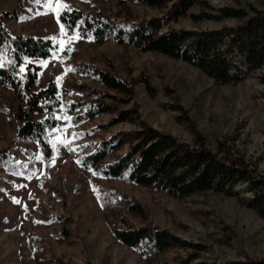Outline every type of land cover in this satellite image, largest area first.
Segmentation results:
<instances>
[{
	"label": "rangeland",
	"instance_id": "rangeland-1",
	"mask_svg": "<svg viewBox=\"0 0 264 264\" xmlns=\"http://www.w3.org/2000/svg\"><path fill=\"white\" fill-rule=\"evenodd\" d=\"M202 1L210 9L193 6L176 16L170 3L151 7L132 0H0V12L16 16L7 21L14 36L49 38L61 52L62 57L35 61L40 66L35 90L52 80L62 103L83 99L79 84L127 99L80 73L82 68L107 71L133 86L132 99L118 108L128 110L135 104L139 115L113 122L116 113L105 114L77 127L57 126L48 132L54 155L45 167L34 144L17 137L19 102L0 81V264H177L195 252L175 248L144 259L113 237L111 228H124L125 223L156 226L203 246L190 264L264 258V218L240 202L251 197L246 185L234 188L236 196L206 192L175 198L122 179L102 178L77 163L82 153L90 152L89 144L139 130L140 121L191 143L185 123L189 119L211 149L219 141L225 143L244 157L257 179L264 178V65L250 69L237 84L218 85L189 64L162 54L113 41L95 44L66 37L55 13L60 4L99 11L117 22L159 19L160 32H165L232 26L235 21L230 19L190 16L220 7L250 4L264 9V0ZM55 115L63 118L59 111ZM129 204H137L143 213L129 214Z\"/></svg>",
	"mask_w": 264,
	"mask_h": 264
},
{
	"label": "trees",
	"instance_id": "trees-1",
	"mask_svg": "<svg viewBox=\"0 0 264 264\" xmlns=\"http://www.w3.org/2000/svg\"><path fill=\"white\" fill-rule=\"evenodd\" d=\"M121 2L123 0H120ZM138 4L161 7L170 3V12L184 16L188 9L209 8L202 0H132ZM210 9V8H209ZM56 20L66 37H77L95 44L113 41L133 46L140 52L162 54L198 69L218 85H234L243 81L250 69L264 65V9L250 4L217 8L214 13L190 14L195 20H234L232 26L213 30L170 29L160 32L159 19L141 24L117 22L99 11L86 12L74 7L56 5ZM16 19L14 12H0V81L13 90L19 102L17 117L20 127L17 137L29 140L37 148L45 167L54 155L48 132L68 124L77 127L93 118L114 114L113 122L138 119L137 106L120 110L119 104L132 99L133 86L125 79L107 72L82 68L80 73L95 79L107 91L78 85L83 99L62 103L57 84L34 89L40 66L37 60L56 57L61 52L49 38L14 36L7 21ZM239 58L240 62L234 60ZM24 69V71H21ZM264 83V76L261 78ZM150 89V86L146 84ZM64 95L68 97L66 90ZM59 111L62 119L55 115ZM192 142L159 131L143 121L140 129L89 144V153H82L77 163L83 170L102 178L122 179L133 185L164 192L175 198H185L206 192L236 196L234 188L246 185L250 198L240 202L264 218V178L257 179L254 169L238 152L223 142L211 149L199 131L185 120ZM126 150L123 151V148ZM14 162V161H13ZM10 160V165L13 164ZM129 214L141 215L137 204L126 206ZM124 228L113 226V237L139 256L148 259L170 249H192L194 254L177 264H190L204 247L180 239L166 229L156 226ZM54 264H64L56 260ZM196 264H264V258L243 257L219 263Z\"/></svg>",
	"mask_w": 264,
	"mask_h": 264
},
{
	"label": "snow or ice",
	"instance_id": "snow-or-ice-1",
	"mask_svg": "<svg viewBox=\"0 0 264 264\" xmlns=\"http://www.w3.org/2000/svg\"><path fill=\"white\" fill-rule=\"evenodd\" d=\"M36 2H39V0H36ZM51 6V5H50ZM21 71H24V69H21ZM23 187V186H22ZM13 202L14 203H17V204H19L20 203V201L19 200H16L15 198H13ZM25 207H27V206H25Z\"/></svg>",
	"mask_w": 264,
	"mask_h": 264
}]
</instances>
